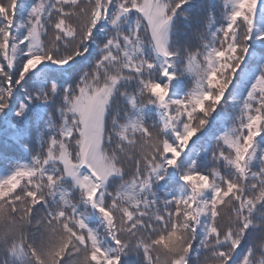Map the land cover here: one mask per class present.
<instances>
[{"label": "snow or ice", "instance_id": "1", "mask_svg": "<svg viewBox=\"0 0 264 264\" xmlns=\"http://www.w3.org/2000/svg\"><path fill=\"white\" fill-rule=\"evenodd\" d=\"M0 139V264H264V0H0Z\"/></svg>", "mask_w": 264, "mask_h": 264}, {"label": "trees", "instance_id": "2", "mask_svg": "<svg viewBox=\"0 0 264 264\" xmlns=\"http://www.w3.org/2000/svg\"><path fill=\"white\" fill-rule=\"evenodd\" d=\"M201 3H207L208 0H200ZM182 31H184V29H181ZM189 34L191 32V30H188ZM0 152H3L5 155L10 156L12 158H19L20 156H22L23 154L20 153L19 151L15 150L14 148H12L11 143L9 142L8 147L5 148L4 147V142L2 139H0ZM3 159L0 160V166H4L6 165L7 161L3 162Z\"/></svg>", "mask_w": 264, "mask_h": 264}]
</instances>
